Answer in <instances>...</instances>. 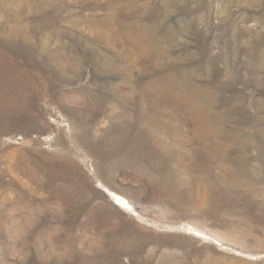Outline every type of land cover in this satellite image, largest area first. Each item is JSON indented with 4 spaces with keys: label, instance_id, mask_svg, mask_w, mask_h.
Here are the masks:
<instances>
[{
    "label": "rangeland",
    "instance_id": "rangeland-1",
    "mask_svg": "<svg viewBox=\"0 0 264 264\" xmlns=\"http://www.w3.org/2000/svg\"><path fill=\"white\" fill-rule=\"evenodd\" d=\"M0 264H264V0H0Z\"/></svg>",
    "mask_w": 264,
    "mask_h": 264
},
{
    "label": "bare ground",
    "instance_id": "bare-ground-1",
    "mask_svg": "<svg viewBox=\"0 0 264 264\" xmlns=\"http://www.w3.org/2000/svg\"><path fill=\"white\" fill-rule=\"evenodd\" d=\"M27 40V39H26ZM25 40V41H26ZM44 48V47H43ZM172 83H168V85L163 88L160 92L162 95L166 96L167 98L168 97H174L176 98V100H179L181 104H183V106H185V108H187L189 110V112L191 113V115L193 117H195L196 121H197V124L199 125V128L201 131H206L205 130V126H206V123L210 120V116L208 114V112H206V110L202 109L203 107L200 106V105H197V103L195 102L196 100L194 99L193 96H190L189 94H183L181 91L179 90H171V85ZM158 87V86H157ZM159 89V88H158ZM160 90V89H159ZM183 94V95H182ZM184 99V100H183ZM182 100V101H181ZM100 102H98L99 104ZM191 117V116H190ZM210 128V127H209ZM16 166H23V168H25V172L27 174H31L30 173V169H29V165H28V161L27 159L24 160V161H21L17 164H15ZM115 200L124 206V204H126V202L124 201V199L119 196V195H116L115 196Z\"/></svg>",
    "mask_w": 264,
    "mask_h": 264
}]
</instances>
